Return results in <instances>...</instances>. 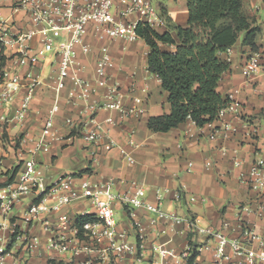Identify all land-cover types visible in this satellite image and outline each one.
Returning <instances> with one entry per match:
<instances>
[{"label": "crops", "instance_id": "1", "mask_svg": "<svg viewBox=\"0 0 264 264\" xmlns=\"http://www.w3.org/2000/svg\"><path fill=\"white\" fill-rule=\"evenodd\" d=\"M243 6L259 28L255 51L261 58V67L253 79L246 78L241 67L251 51L240 40L223 54L229 68L222 74L217 90L231 100V108L203 126L187 119L167 132H152L147 127L148 118L169 113L170 104L159 79L147 70L149 47L141 38L134 42L108 40L105 44L111 62L107 73L121 86L123 105H129L131 98L138 96L144 100L143 111L138 116L99 111L97 122L102 125L99 143L112 139L116 146L98 154L91 163L90 148L80 138L70 137L65 125L67 118L77 121L84 107L82 103L65 100L72 87L67 81L60 92L59 112L53 117L54 138L49 140L46 150L34 156L45 183L91 166L96 180L113 179L116 181L114 189L119 191L128 190L129 183L136 182L145 188L148 202L161 201L167 212L192 216L199 227L220 230L234 239L241 235L242 224H247L264 237V218L254 212L259 202L264 203V197L260 198L240 180L253 161L264 158V0H243ZM163 7L171 24H186V2L185 16L180 20L176 18L180 15L174 16V7ZM0 15L15 21L18 27L33 26L23 9L13 10L7 2L0 3ZM83 43L87 49L78 48L77 73L94 79L95 60L102 43L92 30L87 32ZM33 44L39 46L37 39ZM13 62L10 49L0 53V69H11ZM27 71L26 66L19 68L22 76ZM31 72L39 75L43 84L35 88L24 119L16 120L13 112L25 93L24 88L13 96L9 105L0 107V116L5 117V120L0 119V194L12 182L13 178L11 181L9 178L13 170L21 168L23 160L29 157L56 98L48 68H33ZM143 87L147 90L143 91ZM103 93L101 89L99 95ZM107 117L112 119L111 124L104 123ZM225 124L228 129H224ZM178 190L182 195L180 200ZM32 198L20 195L9 213L0 210V264H52L51 260L73 264H186L189 243L192 247L207 245L198 251L196 264H245L244 257L236 255L230 247L225 248V256H218L215 239L192 230L187 222L156 220L153 223L155 217L144 208H135L131 213L124 211L123 217L117 220V232L123 235L121 240L127 249L120 257H115L103 251L106 241L94 246L91 238H79L73 229L78 215L92 213V209H86V204L76 202L65 209L74 221L71 228L62 229L58 228L57 213H42L32 223L22 221ZM46 222L54 229L49 231ZM31 237H36V246L26 251ZM51 238L68 249L50 246ZM157 245L166 253L154 250ZM86 247L97 250L90 252L84 249ZM76 249L80 250L75 252Z\"/></svg>", "mask_w": 264, "mask_h": 264}, {"label": "built area", "instance_id": "2", "mask_svg": "<svg viewBox=\"0 0 264 264\" xmlns=\"http://www.w3.org/2000/svg\"><path fill=\"white\" fill-rule=\"evenodd\" d=\"M152 1L0 0V3H9L13 10L23 9L33 24L28 28L18 27L15 21L0 15V53L10 49L14 59L11 69H0V107L9 105L13 96L24 88L25 93L13 111L16 120L24 119L35 88L43 84L39 75L32 74L33 68L42 70L44 66L49 67V78L56 91V98L49 109L42 131L34 142L33 150L23 160L22 167L16 170L12 182L0 194V210L4 214L9 213L20 195L26 194L33 198L29 200L23 213V222L32 223L42 213H57L58 228L69 229L74 217L65 209L76 202L88 204L94 220L83 222L84 238H91L94 246L106 241L107 246L103 251L120 257L127 247L121 240L123 235L117 232L115 212L118 208L128 213L135 208H144L155 217L153 223L156 220L184 221L197 233L212 236L216 241L218 256H225V248L230 247L236 255L244 257L245 264L264 262V237L247 224H242V233L238 238L230 239L220 230L197 226V219L192 216L183 217L176 212L165 211L161 201L156 204L148 202L145 188L136 182H130L126 191L116 190L115 180H96L93 178L92 167L89 166L82 171L63 174L52 183L46 184L35 161V154L46 150L49 140L54 138L53 117L59 112L60 92L64 90L67 81L71 82L72 87L67 91L65 100L72 104L82 103L84 107L77 121L67 118L65 125L70 130V137L80 138L90 148L91 163L98 154L116 146L112 139L103 144L99 143L102 129L101 123L97 122L99 111H119L126 116H138L143 111L144 100L138 96H133L129 105H123L124 93L121 86L107 73L111 56L105 43L108 40L134 42L140 39L136 32L138 24H147L154 30L165 28L166 17L161 7ZM89 30L102 43L95 60L94 79L82 77L77 73L79 69L76 67L78 48L87 49L83 40ZM34 39L39 42L38 47L33 44ZM22 66L28 68L23 76L19 72ZM260 67L259 54L251 51L241 69L247 79H253ZM24 80L27 81L23 82ZM101 89H104V93L99 95ZM142 90L146 91L147 88L143 87ZM231 107L230 100V104L219 112L218 117ZM0 119L5 120V117L0 116ZM104 123L111 124L112 119L107 117ZM228 128L225 124L224 129ZM256 131L257 128H254L253 132ZM240 180L260 198L264 197V158L253 161ZM181 197L178 190V199ZM254 212L259 218H264V203L259 202ZM45 227L49 231L54 229L48 223ZM73 229L77 232L75 225ZM13 234H16V229ZM36 243V237H31L26 244V251L32 250ZM50 246H57L61 250L68 249L65 244L55 243L53 238L50 239ZM204 247L207 245L195 246L197 251ZM84 249L90 252L97 250L95 247ZM79 250L76 249L75 252ZM154 250L160 254L166 253L160 245L155 246ZM188 255L185 254V257Z\"/></svg>", "mask_w": 264, "mask_h": 264}, {"label": "trees", "instance_id": "3", "mask_svg": "<svg viewBox=\"0 0 264 264\" xmlns=\"http://www.w3.org/2000/svg\"><path fill=\"white\" fill-rule=\"evenodd\" d=\"M185 2L187 20L184 26L171 24L164 7L161 10L166 26L162 31L147 24L136 26L137 34L149 47L147 70L159 79L170 104L169 113L148 118L147 127L152 132H167L187 119L198 126L217 119L219 112L230 104V99L217 90L222 74L229 68L223 54L239 40L249 46L250 51L256 50L259 28L254 25L255 19L247 14L243 0ZM162 45L173 48L165 49ZM92 220V214L78 215L75 227L79 238H84L83 222ZM189 245L186 264H196L198 251Z\"/></svg>", "mask_w": 264, "mask_h": 264}, {"label": "rangeland", "instance_id": "4", "mask_svg": "<svg viewBox=\"0 0 264 264\" xmlns=\"http://www.w3.org/2000/svg\"><path fill=\"white\" fill-rule=\"evenodd\" d=\"M153 4H156L160 7H167L168 9H170L171 7H174V11L176 16L177 14L180 16H176V18H178L179 20L184 18L185 16V0H153L152 1ZM49 70V67H47ZM86 209H91L90 205H86ZM124 213V210L122 208H118L115 212V218L116 220H119V218H122Z\"/></svg>", "mask_w": 264, "mask_h": 264}]
</instances>
